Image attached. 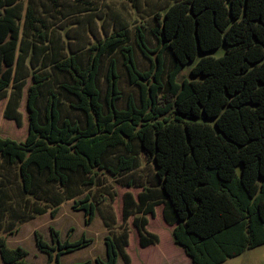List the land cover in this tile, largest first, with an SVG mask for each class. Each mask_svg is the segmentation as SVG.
Segmentation results:
<instances>
[{"label": "trees", "instance_id": "1", "mask_svg": "<svg viewBox=\"0 0 264 264\" xmlns=\"http://www.w3.org/2000/svg\"><path fill=\"white\" fill-rule=\"evenodd\" d=\"M20 1L0 0V94L14 86L23 39ZM51 1L56 7L57 0ZM154 20L155 48L147 44L143 26L136 27V45L151 63L146 71L138 69L124 28L91 45L86 66L76 54L54 61L52 68L64 81L59 90L48 89L43 110L38 104L49 77L34 74L27 98L28 136L24 141L0 137V157L8 166L19 164L25 193L36 196L35 183L61 185L73 198L87 192L81 187L96 185L99 171L114 176L136 171V156L117 155L114 168L104 159L111 150L130 152L137 140L156 166L158 185L143 187L137 197L124 193L123 221L134 217L141 247L157 244L160 238L148 231L147 216L154 217L163 203L173 242L191 264H221L264 244V0H176ZM36 21L28 7L24 25L34 34ZM37 32L49 43L44 32ZM223 45V56L206 55ZM166 51L173 60L164 81ZM117 52L129 84L139 90V100L130 95L123 109L118 108L121 92L113 59L104 95L100 89L102 59ZM188 63H194L193 79L179 82ZM61 94L72 111L83 114V125L62 117ZM9 197L0 177V213ZM74 208L93 220L90 194ZM52 234L50 246L36 233L39 248L49 254L47 264H60L64 253L91 243L85 238L61 243L58 231ZM105 244L107 258H98L97 264H117L119 255L132 263L129 229L107 236ZM27 254L0 238L4 264H29Z\"/></svg>", "mask_w": 264, "mask_h": 264}, {"label": "rangeland", "instance_id": "2", "mask_svg": "<svg viewBox=\"0 0 264 264\" xmlns=\"http://www.w3.org/2000/svg\"><path fill=\"white\" fill-rule=\"evenodd\" d=\"M175 1L57 0L55 7L51 0H21L23 39L14 86L0 94V137L24 141L28 136L27 98L28 89L34 83V74L49 77L42 88L43 96L38 104L43 110L48 89L57 91L59 90L58 84L64 81L63 76L56 74L53 70L54 61L76 54L79 55L81 64L86 66L88 48L124 28L129 29L130 44L134 49V60L138 69L148 70L151 63L143 57L136 45V27L143 26L147 44L151 48H155L157 42L151 33V28L155 26L154 16L157 12L164 14ZM28 7L32 8L35 17L40 21H36L35 25L44 32L49 43L38 36L37 30L34 34L33 31L25 28L24 18ZM225 50L226 47L223 45L218 50L206 55L219 58L225 54ZM154 58L155 56H153ZM111 59L115 60L119 75L118 87L121 98L118 101V108L123 109L130 95L135 100H139V90L129 84L123 57L117 52L111 57L102 59L100 77L102 95L106 92L105 74ZM163 59L164 81H166V73L172 68L173 59L168 51L163 54ZM193 65L194 63H188L183 68L178 79L179 82L193 79L191 76ZM60 99L62 101L60 105L62 117L79 120L83 125V114L72 111L63 94ZM130 144V152L125 151L124 148L111 150L105 157L104 163L105 166L114 168L117 163V155H133L136 156L139 164L136 171L122 172L118 176L112 175L107 170L99 171L96 185L89 188L81 187V190H87V192L76 194L73 198L65 195L66 188L61 185L46 187L43 184L35 183L36 187H33L32 190H38L37 195H39L36 197L25 193L19 164L8 166L0 157V177L10 196L5 204L6 210L0 213V238H5L9 247L24 248L28 253L26 261L29 264H47L49 254L39 248L36 233H39L43 240L52 246L54 245L52 231L56 230L61 243L67 241L74 243L83 238L91 241L86 246L64 253L60 258V264H84L86 262L97 264L98 258L102 260L107 258L105 238L126 227L130 231V244L127 247V252L131 256V264H191L182 248L173 242L172 227H169V223L164 220L165 207L163 203L156 207L155 218L149 216L148 230L155 232L160 237L159 246L141 247L138 230L133 224L134 217H131L127 223L123 221L124 193L131 191L137 196L143 187L158 185L155 175L157 169L154 162L141 149L139 141L133 140ZM130 182L132 185L127 186ZM78 184L75 183L73 187L79 188ZM87 194L91 195V202L94 203L95 208L94 218L91 222H88L85 210L74 208L75 202L82 201ZM60 195L65 197L58 204ZM55 211L57 213L54 215ZM0 264H4L1 255ZM52 264H55V261ZM117 264H125L121 255L118 257ZM221 264H264V244Z\"/></svg>", "mask_w": 264, "mask_h": 264}, {"label": "crops", "instance_id": "3", "mask_svg": "<svg viewBox=\"0 0 264 264\" xmlns=\"http://www.w3.org/2000/svg\"><path fill=\"white\" fill-rule=\"evenodd\" d=\"M37 19V18H36ZM37 21H39L38 19H37ZM40 22V21H39ZM36 23V22H35ZM35 23H34V25H35ZM35 27H36V29L38 30V28H37V26L35 25ZM44 28H45V26H44ZM131 192V191H130ZM139 194V193H138ZM134 195V194H133ZM135 197H137L136 195H134ZM156 209V208H155ZM164 213V212H163ZM149 216H151V215H148V221H149V223H148V226H147V228L149 227V224H150V220H149ZM155 216H156V210H155ZM155 216L153 217V216H151L152 218H155ZM164 220H165V218H164ZM167 222V221H166ZM169 227H172V230H173V226H171L170 224L168 225ZM148 231H150V232H152V233H155V232H153V231H151V230H148ZM160 238V237H159ZM160 242V241H159ZM152 246V245H151ZM153 246H159V243H157V244H154ZM184 254V253H183ZM185 256V255H184ZM189 259V258H188Z\"/></svg>", "mask_w": 264, "mask_h": 264}]
</instances>
